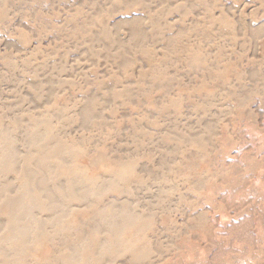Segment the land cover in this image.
Instances as JSON below:
<instances>
[{
	"label": "rangeland",
	"instance_id": "1",
	"mask_svg": "<svg viewBox=\"0 0 264 264\" xmlns=\"http://www.w3.org/2000/svg\"><path fill=\"white\" fill-rule=\"evenodd\" d=\"M0 264H264V0H0Z\"/></svg>",
	"mask_w": 264,
	"mask_h": 264
}]
</instances>
